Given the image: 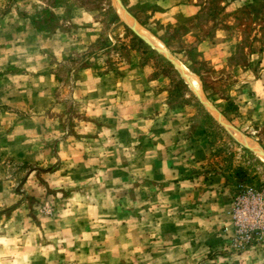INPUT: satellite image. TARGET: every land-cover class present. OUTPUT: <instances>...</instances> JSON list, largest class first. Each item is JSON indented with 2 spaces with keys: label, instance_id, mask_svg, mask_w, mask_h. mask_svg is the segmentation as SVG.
<instances>
[{
  "label": "rangeland",
  "instance_id": "374dc122",
  "mask_svg": "<svg viewBox=\"0 0 264 264\" xmlns=\"http://www.w3.org/2000/svg\"><path fill=\"white\" fill-rule=\"evenodd\" d=\"M184 1L0 0V264H264V0Z\"/></svg>",
  "mask_w": 264,
  "mask_h": 264
},
{
  "label": "built area",
  "instance_id": "2783aa9c",
  "mask_svg": "<svg viewBox=\"0 0 264 264\" xmlns=\"http://www.w3.org/2000/svg\"><path fill=\"white\" fill-rule=\"evenodd\" d=\"M264 198L262 192L251 186L244 187L231 201L230 225L224 226L223 232L229 235L231 244L238 250L259 241L264 235Z\"/></svg>",
  "mask_w": 264,
  "mask_h": 264
},
{
  "label": "crops",
  "instance_id": "0c3cea01",
  "mask_svg": "<svg viewBox=\"0 0 264 264\" xmlns=\"http://www.w3.org/2000/svg\"><path fill=\"white\" fill-rule=\"evenodd\" d=\"M161 3L164 6H169L168 8L165 7V11L163 12V15L169 14L170 10L171 11L173 10V12L177 14H182L184 16L191 15L194 12L193 6H190L184 0H161Z\"/></svg>",
  "mask_w": 264,
  "mask_h": 264
},
{
  "label": "bare ground",
  "instance_id": "6f19581e",
  "mask_svg": "<svg viewBox=\"0 0 264 264\" xmlns=\"http://www.w3.org/2000/svg\"><path fill=\"white\" fill-rule=\"evenodd\" d=\"M121 15H122V18L124 19V20H128L127 19V17L123 14V13H121ZM128 23L133 27V28H135V29H137L140 33H142L139 29L140 28H138L137 27V25L132 21V20H128ZM143 36L149 41V42H151V43H156L157 42V40H156V38L153 36V35H151V34H149V33H147V32H143ZM153 43V44H154ZM157 45H158V43H157ZM160 46V45H159ZM234 135L236 136V137H238L239 139H240V142L242 143V144H245V145H248V146H250V145H253L248 139H246V138H244V137H242L238 132H234ZM255 145V144H254ZM253 145V146H254ZM256 150V149H255ZM259 151V150H258ZM261 152V151H260ZM263 160H264V157L262 158Z\"/></svg>",
  "mask_w": 264,
  "mask_h": 264
}]
</instances>
